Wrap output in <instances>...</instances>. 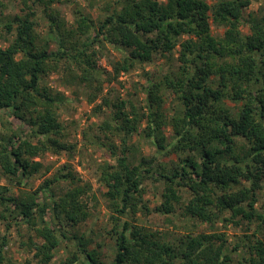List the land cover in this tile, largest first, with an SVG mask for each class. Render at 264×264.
Returning a JSON list of instances; mask_svg holds the SVG:
<instances>
[{
  "label": "trees",
  "instance_id": "1",
  "mask_svg": "<svg viewBox=\"0 0 264 264\" xmlns=\"http://www.w3.org/2000/svg\"><path fill=\"white\" fill-rule=\"evenodd\" d=\"M54 1L20 0V13L0 22V39L7 43L0 47V110L22 125L21 135L0 140L4 175L20 186L42 168L35 158L71 149L58 117L68 99L44 84L49 75L83 89L93 103L106 83L163 59L166 70L143 73L146 112L129 115L125 99L113 103L106 96L96 108L99 112L106 106L109 114L97 127L102 137L94 143L116 162L113 170L103 172L109 208L116 214L111 220L118 226L112 264H264V207H256L264 182V11L245 16L253 0H100L103 18L92 20L75 11L72 30L51 8ZM5 6L0 1V14ZM35 7L47 20L45 36L37 31ZM212 26L222 29V35L213 36ZM242 26L249 28V35L242 34ZM53 40L56 47L51 48ZM104 43L122 55L121 60L108 58L110 72L98 65L106 56ZM165 93L178 103L170 120L160 111ZM227 101L240 106L233 109ZM166 124L173 131L171 141L163 133ZM140 133L155 155L130 165L128 143ZM158 156H176L179 163L167 167L158 163ZM62 180L68 189L53 194L51 187ZM147 181L163 184L161 203L154 209L160 215L171 216L179 206L185 217L200 223H256L255 232L240 238L230 252L245 255L234 260L223 235H187L173 246L136 225V215L150 213L143 199ZM83 191L69 172L20 196L0 187L1 215L32 227L36 215L50 217L36 229L43 242L34 245L35 256L42 264L52 260L62 240H73L77 248L66 264H77L79 255L86 264H101L97 252L88 248L90 240L69 235L64 228L89 216ZM180 191L190 196L182 206ZM5 245L4 238L0 263Z\"/></svg>",
  "mask_w": 264,
  "mask_h": 264
},
{
  "label": "rangeland",
  "instance_id": "2",
  "mask_svg": "<svg viewBox=\"0 0 264 264\" xmlns=\"http://www.w3.org/2000/svg\"><path fill=\"white\" fill-rule=\"evenodd\" d=\"M4 3L3 14H0L1 20L7 17L20 13L23 7L20 0H0ZM114 0H107L113 2ZM211 3V2H209ZM104 3L100 0H55L51 8L56 11L60 18L66 23L67 29L75 28V11H80V14L89 16L92 20L103 18L105 15ZM37 10V31L45 36L48 29L47 20L41 14V8L35 7ZM264 11V0H253L250 6L245 11V16L253 13L256 16L260 15V11ZM222 29L211 27L213 36H221ZM241 32L244 35H249L250 31L247 26H242ZM7 43L4 39H0V47H4ZM56 47V42L52 41L51 48ZM105 55L98 60V65L102 69L110 72L111 65L108 63V58L111 60H121L122 55L111 45L104 43ZM168 64L161 59L152 65H147L143 69H136L127 74H121L119 78L111 83L105 84L104 91L101 97L95 102L90 103L85 96L83 89L76 85H67L61 82L58 75L51 74L45 79V85L51 88L54 92L63 94L68 101L58 110L59 122L64 127V142L71 148L59 155L45 154L37 157L34 160L42 164V168L31 175L27 179L22 180V184L17 186L9 180V177L4 175L0 168V187H8L9 195L20 196L24 192L35 191L45 180H53L60 173H70L76 179V186L81 187L84 191V197L88 201L89 216L87 219L77 226H65V230L69 235H76L78 238L90 240L88 245L90 250L97 252V260L101 264H112L115 256V231L118 226L112 222V209L109 208V202L106 198L107 186L103 180L104 170L109 172V169L116 167V162L111 158L103 148L96 145V139L101 135L97 131V127L102 124L106 115L109 114V109L102 106L101 111L97 112V107L102 103L103 97H107L111 102H116L117 99H125L126 112L131 115L132 111H137L140 115L146 112L145 109V77L143 73H160V69L166 70ZM145 71V72H144ZM177 101L174 95L165 93L162 98L160 111L167 117L168 120L175 116V108ZM226 104L233 108H239V104L227 101ZM133 106L135 109H132ZM145 127V120L142 123L141 129ZM21 122L13 116L0 110V140H6L13 135H21ZM163 133L168 140L173 137L172 128L169 125L163 127ZM102 137V135H101ZM116 144L118 139L113 138ZM239 141V146H243L244 142ZM35 144V142H32ZM131 147L129 153L130 165L137 164L141 157H151L155 155V149L151 143L146 141L143 135L135 134L128 143ZM242 148V147H241ZM158 163L165 164L167 167L179 163V159L174 157H157ZM263 188L258 191L256 207L262 209L264 207V182ZM69 187L68 182L60 181L51 187L53 194L58 195L64 193ZM73 188V187H72ZM163 192L162 183H154L147 181L145 184L144 204L149 209L150 213H139L136 215L135 224L146 228L148 231L158 233L162 240L170 243L173 246L179 244V241L187 235L199 234H219L223 235V242L227 253L239 242L244 235H250L256 230V223H248L243 220H235V222H224L216 220L214 223H200L194 219L187 218L183 215L181 207L176 206L175 213L171 216H163L154 211L161 203V194ZM181 203L183 205L189 199V194L186 191H180ZM3 208L0 206V245L5 238L6 245L3 247V262L0 264H42L40 257H36L34 245L42 244V239L38 237L36 229H41L44 223L50 221L47 214L36 215L35 226L26 224L25 222L16 220L5 221L2 217ZM16 217V214H13ZM229 218V215H224ZM44 221V223H43ZM10 222V223H9ZM120 230V229H118ZM261 239H264V230H261ZM221 241V243H222ZM75 242L62 240L60 246L54 251V256L48 264H66V261L76 252ZM234 260L240 259L245 255L243 252L230 253ZM77 264H86L84 257L79 255Z\"/></svg>",
  "mask_w": 264,
  "mask_h": 264
}]
</instances>
